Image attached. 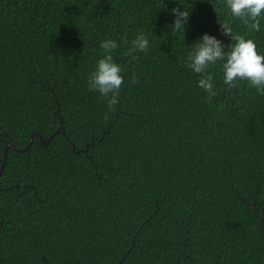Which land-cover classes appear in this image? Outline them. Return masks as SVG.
Returning <instances> with one entry per match:
<instances>
[{
	"label": "trees",
	"instance_id": "16d2710c",
	"mask_svg": "<svg viewBox=\"0 0 264 264\" xmlns=\"http://www.w3.org/2000/svg\"><path fill=\"white\" fill-rule=\"evenodd\" d=\"M221 21L264 53V18L251 31L225 0H0V167L7 141L64 127L8 152L0 264H264V95L224 85L218 61L209 97L186 66L203 32L229 41ZM105 38L124 77L112 107L87 86Z\"/></svg>",
	"mask_w": 264,
	"mask_h": 264
},
{
	"label": "clouds",
	"instance_id": "9594fccd",
	"mask_svg": "<svg viewBox=\"0 0 264 264\" xmlns=\"http://www.w3.org/2000/svg\"><path fill=\"white\" fill-rule=\"evenodd\" d=\"M227 13L231 19L239 18L251 31L261 30V19L264 18V0H225ZM171 26L176 31L185 33L190 11L179 5L171 9ZM220 32L229 37L225 42L216 34L203 32L194 38L186 56V66L199 74L197 86L209 97L216 95L214 73L211 68L220 62L222 82L231 88L238 80L247 81L256 91L264 95V53L257 50L251 37L245 34H233V28L227 21L220 22ZM118 42L112 38L100 41L102 55L95 61L87 79L90 90L96 91L107 99L109 107L116 105L119 89L123 83L122 67L113 59V51ZM149 38L143 32L131 40L125 54L135 58L137 52H147Z\"/></svg>",
	"mask_w": 264,
	"mask_h": 264
},
{
	"label": "water",
	"instance_id": "95a60500",
	"mask_svg": "<svg viewBox=\"0 0 264 264\" xmlns=\"http://www.w3.org/2000/svg\"><path fill=\"white\" fill-rule=\"evenodd\" d=\"M59 133H64V127H63V122H62V119H61V123H60V126L57 128V130L47 139H45L41 133H39L38 131H34L32 132L31 136H30V140L27 144V146H25L24 148H17L12 142L10 141H7L5 146H4V150H3V162H2V165L0 167V178H1V175H2V172L5 168V165H6V162H7V158H8V152L10 149L12 150H15V151H18V152H24V151H27L28 149L31 148L32 144H33V141H34V138L35 136H38L41 143L43 145H48L49 142L54 138L55 135L59 134ZM73 150L75 152H80L79 150H76L75 147L73 146ZM85 153L88 152V148L84 149L83 150ZM262 214L264 215V211H262ZM262 221H263V218L260 219V229L262 231Z\"/></svg>",
	"mask_w": 264,
	"mask_h": 264
}]
</instances>
